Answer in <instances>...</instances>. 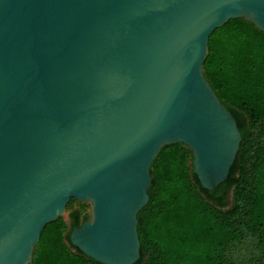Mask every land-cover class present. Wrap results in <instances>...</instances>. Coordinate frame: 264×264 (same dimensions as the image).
Returning <instances> with one entry per match:
<instances>
[{"label":"water","instance_id":"obj_1","mask_svg":"<svg viewBox=\"0 0 264 264\" xmlns=\"http://www.w3.org/2000/svg\"><path fill=\"white\" fill-rule=\"evenodd\" d=\"M239 17L264 31V0H0V264H29L70 198L92 206L72 245L134 264L167 144L192 150L204 188L227 178L242 135L204 60Z\"/></svg>","mask_w":264,"mask_h":264},{"label":"trees","instance_id":"obj_2","mask_svg":"<svg viewBox=\"0 0 264 264\" xmlns=\"http://www.w3.org/2000/svg\"><path fill=\"white\" fill-rule=\"evenodd\" d=\"M204 72L236 118L242 135L237 155L227 178L210 190L192 170L190 148L178 142L160 150L150 166L149 199L137 214L140 257L134 264H234L228 248L243 229L264 250V142L253 148L254 130L264 119V31L243 17L215 28ZM240 214L244 218L237 222ZM89 217L78 207L70 212L69 231L53 245L52 255L51 246L41 244L46 229L59 220L47 223L29 264H101L69 239L71 229Z\"/></svg>","mask_w":264,"mask_h":264},{"label":"rangeland","instance_id":"obj_3","mask_svg":"<svg viewBox=\"0 0 264 264\" xmlns=\"http://www.w3.org/2000/svg\"><path fill=\"white\" fill-rule=\"evenodd\" d=\"M262 142H264V119L254 130L253 148H255ZM253 150L254 149H251L250 151L252 152ZM252 155L253 154L250 153L248 163L251 161ZM77 207L87 212L91 216L92 206L89 201H80L76 198H70L65 206L62 215L57 218L59 222H56V225H52L50 226V228H47L44 234L45 241L42 242L41 248L48 245L51 246L52 251H48V254H53V245L61 238V234L65 235L69 231V227L66 226V224L68 223L70 212ZM243 218V214H240L236 221L241 222ZM34 251L32 259L34 257ZM228 254L229 257L233 260L234 264H264V250L261 249L258 245L256 236L253 233L246 231L245 229H243L241 237L228 248Z\"/></svg>","mask_w":264,"mask_h":264},{"label":"bare ground","instance_id":"obj_4","mask_svg":"<svg viewBox=\"0 0 264 264\" xmlns=\"http://www.w3.org/2000/svg\"><path fill=\"white\" fill-rule=\"evenodd\" d=\"M126 234H127V228H123V235L118 237L119 238L118 239L119 240L118 243H119L120 247H125V240H124L123 236L126 235Z\"/></svg>","mask_w":264,"mask_h":264}]
</instances>
